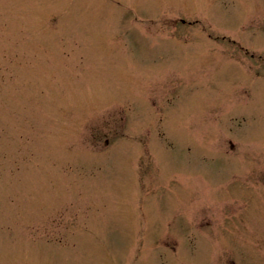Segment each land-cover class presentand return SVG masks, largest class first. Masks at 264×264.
<instances>
[{
	"label": "rangeland",
	"instance_id": "1",
	"mask_svg": "<svg viewBox=\"0 0 264 264\" xmlns=\"http://www.w3.org/2000/svg\"><path fill=\"white\" fill-rule=\"evenodd\" d=\"M234 44L264 56V0H0V264H264Z\"/></svg>",
	"mask_w": 264,
	"mask_h": 264
},
{
	"label": "flooded vegetation",
	"instance_id": "2",
	"mask_svg": "<svg viewBox=\"0 0 264 264\" xmlns=\"http://www.w3.org/2000/svg\"><path fill=\"white\" fill-rule=\"evenodd\" d=\"M234 46L236 47V52L238 53H242V57L244 62H241V66L238 67V70L240 73H242L241 75H245L247 70L248 71H253L254 69H252V65L251 68H249L250 66V62L249 61H255L258 63H261L262 66H264V56L263 54H259L256 55L255 52L253 50H250L248 46H244V45H239V44H234ZM256 59V60H254ZM245 73V74H244Z\"/></svg>",
	"mask_w": 264,
	"mask_h": 264
}]
</instances>
